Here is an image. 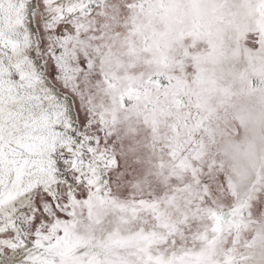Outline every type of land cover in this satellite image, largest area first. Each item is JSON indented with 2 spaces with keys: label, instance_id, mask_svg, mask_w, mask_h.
I'll return each mask as SVG.
<instances>
[{
  "label": "snow or ice",
  "instance_id": "snow-or-ice-1",
  "mask_svg": "<svg viewBox=\"0 0 264 264\" xmlns=\"http://www.w3.org/2000/svg\"><path fill=\"white\" fill-rule=\"evenodd\" d=\"M0 264H264V0H0Z\"/></svg>",
  "mask_w": 264,
  "mask_h": 264
}]
</instances>
